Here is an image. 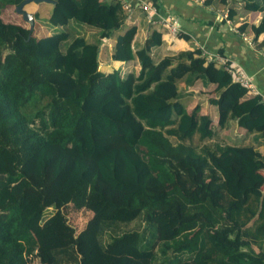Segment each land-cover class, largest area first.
<instances>
[{
    "label": "trees",
    "instance_id": "obj_1",
    "mask_svg": "<svg viewBox=\"0 0 264 264\" xmlns=\"http://www.w3.org/2000/svg\"><path fill=\"white\" fill-rule=\"evenodd\" d=\"M23 1L0 0V264H30L28 234L40 264H264L262 96L229 62L163 50L150 23L145 40L135 24L118 34L143 8L54 0L59 30L36 38ZM201 2L235 3L222 21L240 10L238 33L264 34V0ZM105 58L123 66L104 73ZM198 82L213 87L216 123L180 101ZM234 123L247 143L220 135ZM81 198L91 215L77 229L65 209ZM139 220L142 230L122 229Z\"/></svg>",
    "mask_w": 264,
    "mask_h": 264
},
{
    "label": "crops",
    "instance_id": "obj_2",
    "mask_svg": "<svg viewBox=\"0 0 264 264\" xmlns=\"http://www.w3.org/2000/svg\"><path fill=\"white\" fill-rule=\"evenodd\" d=\"M110 2L111 0H103ZM133 6L138 7V2L149 1L156 4V11L159 16L170 17L175 19L180 29L182 30L181 36L174 37L168 32L163 30V39L165 45L163 50L166 51H185L205 48L213 56L224 58L230 64H234L242 70V73L246 77L250 78L252 83V89H249V95H260L264 100V47L260 49L258 46L264 40V34L260 35L257 40L254 39V35L250 33H238L237 28L240 26L243 20L248 18V13H243L240 10L234 20L222 21V17L226 14V8L235 5V3H229L224 7L219 6L218 9L206 7L202 4V0H127ZM49 13L46 12L48 18L53 9V5ZM32 6V7H31ZM26 11L41 15L47 11L42 7V4H29L25 7ZM35 18V17H34ZM36 20V19H35ZM132 23L138 26L139 35L144 34V40L149 36L150 26L147 23V19L143 13L139 10H135L133 13ZM48 35L57 32L58 28H46ZM37 32V24L35 25ZM116 37L106 40L105 45L109 48H104V54L108 53L115 44ZM111 52V51H110ZM109 52V53H110ZM106 57V56H105ZM123 66L122 62L111 61L110 59H104L100 65V69L104 73H111L112 71L119 69ZM136 71L139 70L135 66ZM213 87L204 88L201 83H196L192 87L185 88L184 93H193L192 95L184 96L180 99L182 104L189 110L193 107V101H199L202 106L204 114H208L214 123L218 121L217 107L208 103V95L205 93L212 90ZM204 92L205 95H202ZM236 124L224 129L221 132L223 139L229 137V130L235 128Z\"/></svg>",
    "mask_w": 264,
    "mask_h": 264
},
{
    "label": "rangeland",
    "instance_id": "obj_3",
    "mask_svg": "<svg viewBox=\"0 0 264 264\" xmlns=\"http://www.w3.org/2000/svg\"><path fill=\"white\" fill-rule=\"evenodd\" d=\"M145 2L148 3L149 1H145ZM138 3L141 4L142 2L140 1ZM42 7L43 8H46L47 11H45L41 15V18H38L39 20H35V18H34L35 25L37 24V32H36L35 26H34V29H33V32L34 33H33V35L36 38H41V37L46 36L48 34V32L46 31L47 30L46 28H49V29L54 28L48 22V16L46 14V12L49 13V11L51 9V5H49L47 3H44V4H42ZM9 20H13V19L12 18H9ZM131 21H132V18L130 16L129 19L127 20V22H126V26H124L117 33L118 34H122L126 30V28L128 26L134 24ZM23 24L26 27H30V25L27 22H23ZM71 24H76V26H78V28L76 29V31H80V32H81V29L84 30V28L88 27V26H85V25H82V24H78V23H75V22H71ZM144 29H145V31L148 30V28H146V26H144ZM145 31H144V33L142 35V38L144 37ZM238 71L241 72L242 70L238 67ZM225 141L227 143H229V144H233V145L238 144L239 145V144H242V143H247L249 140H248V138H245L244 135H241L240 132L237 131V128L236 129L233 128L232 130L231 129L229 130V137L227 139H225ZM65 211H66V213L68 215V218H69L70 222L74 226H76L77 229L83 228V226L86 223L87 219L90 218V215H91V213L89 211L85 210L83 198H81L79 201H77V203L68 206L65 209ZM52 214H53V209L47 210L45 212L44 217L45 218H48ZM146 226L147 225H146V223L143 222V220H139L137 222L135 221V222H132L131 224L126 225V227H124L122 229L127 230V231L128 230H137V229L142 230ZM24 236H25L24 237V243H25V245L27 247V256H28V259L30 261V264H40V263H37V262L34 263V261L37 260V259H35V241L33 239V236L30 235V234L24 235Z\"/></svg>",
    "mask_w": 264,
    "mask_h": 264
},
{
    "label": "built area",
    "instance_id": "obj_4",
    "mask_svg": "<svg viewBox=\"0 0 264 264\" xmlns=\"http://www.w3.org/2000/svg\"><path fill=\"white\" fill-rule=\"evenodd\" d=\"M116 1H119L127 12H131L132 5L130 4V2H128L127 0H116ZM137 6L143 8L146 11L147 22L153 25L155 28H161L174 37H178L180 33H183L182 30L180 29L178 22L175 19L170 17L166 18L159 16L156 11V8L152 5V3L150 2L147 3L145 1H142V3L141 4L138 3ZM223 18H226V14L222 17V19ZM200 49L202 50V56L207 58L208 61L215 60L220 65H227L228 62L224 58L213 56L205 48H200ZM227 69L233 74L234 78L237 81L241 82L248 89H252L253 86L250 78L246 77L245 74L242 73V71L241 72L238 71V67H236L234 64L228 63Z\"/></svg>",
    "mask_w": 264,
    "mask_h": 264
},
{
    "label": "water",
    "instance_id": "obj_5",
    "mask_svg": "<svg viewBox=\"0 0 264 264\" xmlns=\"http://www.w3.org/2000/svg\"><path fill=\"white\" fill-rule=\"evenodd\" d=\"M52 4L55 5L54 0H24L22 4H20L17 8L16 11L18 14H20L24 21L27 22L30 25V30L33 31L34 26H35V21H34V15L32 13H29L26 11L25 7L29 4ZM262 193L264 194V189L262 190Z\"/></svg>",
    "mask_w": 264,
    "mask_h": 264
}]
</instances>
